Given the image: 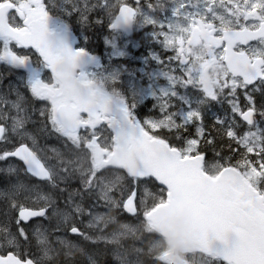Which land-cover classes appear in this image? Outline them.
Masks as SVG:
<instances>
[{
  "label": "snow or ice",
  "instance_id": "6c2138e0",
  "mask_svg": "<svg viewBox=\"0 0 264 264\" xmlns=\"http://www.w3.org/2000/svg\"><path fill=\"white\" fill-rule=\"evenodd\" d=\"M54 8L85 30L147 9L171 52L148 114ZM0 66V264H171L178 210L193 264H264V0H0ZM209 102L229 110L209 123Z\"/></svg>",
  "mask_w": 264,
  "mask_h": 264
},
{
  "label": "rangeland",
  "instance_id": "374dc122",
  "mask_svg": "<svg viewBox=\"0 0 264 264\" xmlns=\"http://www.w3.org/2000/svg\"><path fill=\"white\" fill-rule=\"evenodd\" d=\"M65 3V0H57V4H63ZM54 13L62 18H70L73 15H65L63 11H58L57 9H53ZM140 14V13H139ZM157 17L161 16V13H156L155 14ZM152 19V16L148 13L147 9L144 10L143 14H140V17L137 20V30L138 31H142L143 34L146 36L151 35V38H153V40H156L157 43H161L163 44V42H161L158 39V33L155 31V28L153 25L149 24L148 21ZM78 22V20H77ZM79 28H82L81 25H78ZM150 27H153V33L150 32H146V30ZM139 42H137V40H131L128 41L127 38H125L123 35L121 34H115L113 36V38L108 42V45L111 47V51H112V57L113 58H124L126 56H131L129 54V49L132 46L133 48L137 49ZM166 46V45H165ZM105 76H111V75H107L106 72H102ZM119 74H126L129 78V82L132 86H135V90L134 92H131L130 94L132 98L137 99V103L140 104L143 101H145L147 98H151V97H156V93L162 91L166 86H167V78H168V73H163L160 71H152L151 73H145L144 71L141 72V74H143V77H145V79H143L139 74H135L133 72H130L128 69L122 71L120 70L118 74H114V75H118ZM150 75L153 76V80L150 81L149 77ZM163 79L165 81H159L160 79ZM112 80H106V82H111ZM144 81L146 83H144ZM137 97H140V99H138ZM162 246V243L158 240V246H157V250H159Z\"/></svg>",
  "mask_w": 264,
  "mask_h": 264
},
{
  "label": "water",
  "instance_id": "95a60500",
  "mask_svg": "<svg viewBox=\"0 0 264 264\" xmlns=\"http://www.w3.org/2000/svg\"><path fill=\"white\" fill-rule=\"evenodd\" d=\"M117 19H121L117 17ZM133 19L131 18L123 19L121 25L118 28L112 29H121L125 31L128 36L132 35L133 29ZM55 27V23L51 25ZM65 31L71 34V38L74 41V46L77 43L75 35L65 27ZM97 64L98 60L96 59ZM66 71L71 70L70 66L65 65L64 69ZM163 237L166 239L169 246V250L164 254L171 261V264H184L182 259L179 256V253H190L192 250V245L194 244V225L192 215L188 211L178 210L172 216L170 224L165 231Z\"/></svg>",
  "mask_w": 264,
  "mask_h": 264
},
{
  "label": "trees",
  "instance_id": "16d2710c",
  "mask_svg": "<svg viewBox=\"0 0 264 264\" xmlns=\"http://www.w3.org/2000/svg\"><path fill=\"white\" fill-rule=\"evenodd\" d=\"M96 16L99 17V19L101 20H108L109 21L111 19H113V16L111 14L110 11H108L106 14L104 13V11H99ZM107 16H110L108 19L106 18ZM105 27H102V26H97L96 24H94V26H92L88 33L90 35V39L92 40V42H96L95 44H90L88 45V49L91 53L93 54H96V55H99V56H103L104 55V50H103V47L101 45V42H102V38L103 36L105 35ZM142 43H145L146 41L141 39ZM151 44H155L157 45L156 46V51L161 55V59L165 60L166 56L164 54V50H162L159 46H162L160 43H151ZM159 45V46H158ZM146 47L144 46L142 48V51L145 49ZM163 56V58H162ZM257 98L258 100L261 102V103H264V92H258L257 94ZM148 108H144L142 107V111H145L147 110ZM229 110L228 109V103L227 102H209L205 105V112L207 113V118H208V122L211 123V114L212 113H216L218 115H224L225 111ZM35 126H32L31 129H34ZM38 135L40 136V141L43 143V144H46V142L50 139H45L44 138V134L43 133H38ZM55 147H61V145H56V144H53ZM15 179V178H14ZM21 179H23V177H21ZM88 249V248H86ZM77 261H78V264H88L87 260H81L79 255L77 257ZM110 264V262H109Z\"/></svg>",
  "mask_w": 264,
  "mask_h": 264
},
{
  "label": "flooded vegetation",
  "instance_id": "af4514ba",
  "mask_svg": "<svg viewBox=\"0 0 264 264\" xmlns=\"http://www.w3.org/2000/svg\"><path fill=\"white\" fill-rule=\"evenodd\" d=\"M130 2H131V0H130ZM109 41H110V40H109ZM0 71H7V69L4 68V67H2V66H0ZM9 80H15V76L9 77ZM7 83H8V80H5V84H7ZM0 147H2V146H0ZM6 163H8V162H7V161H5V162H0V167H4V165H5Z\"/></svg>",
  "mask_w": 264,
  "mask_h": 264
},
{
  "label": "bare ground",
  "instance_id": "6f19581e",
  "mask_svg": "<svg viewBox=\"0 0 264 264\" xmlns=\"http://www.w3.org/2000/svg\"><path fill=\"white\" fill-rule=\"evenodd\" d=\"M97 14V13H96ZM82 244H83V247H85V248H91V247H93V246H91V245H89L87 242H82ZM99 247H104L102 244L101 245H99Z\"/></svg>",
  "mask_w": 264,
  "mask_h": 264
}]
</instances>
